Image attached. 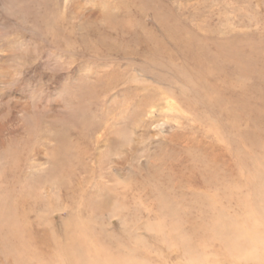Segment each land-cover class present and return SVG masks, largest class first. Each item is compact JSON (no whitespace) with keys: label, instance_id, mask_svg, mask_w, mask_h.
I'll return each mask as SVG.
<instances>
[{"label":"rangeland","instance_id":"1","mask_svg":"<svg viewBox=\"0 0 264 264\" xmlns=\"http://www.w3.org/2000/svg\"><path fill=\"white\" fill-rule=\"evenodd\" d=\"M10 2L0 0V264H71L63 240L50 231L62 237L65 196L57 190L77 187L81 163L90 175L102 164L100 182L117 180L122 194L134 193L122 203L123 225L116 218L107 227L113 204L98 220L87 213L80 217L90 224L83 229L89 245L136 247L138 257L149 248L162 253L153 263L189 264L180 245L158 240L185 230L177 191L182 186L168 164L204 135L215 144L220 131L226 144L237 149L245 141L248 149L250 133L263 128L255 107L264 101V0H107L102 16L88 23H78L72 0ZM105 139L108 149L102 147ZM133 141L131 158L117 176L109 154ZM54 142L59 153L70 149L79 159L60 162L57 173L30 170L23 154L40 148L52 158ZM44 186L53 189L55 200L39 195ZM196 239V246L205 244Z\"/></svg>","mask_w":264,"mask_h":264},{"label":"bare ground","instance_id":"2","mask_svg":"<svg viewBox=\"0 0 264 264\" xmlns=\"http://www.w3.org/2000/svg\"><path fill=\"white\" fill-rule=\"evenodd\" d=\"M125 1L126 0H121L122 3H124ZM10 3L12 5L15 4L18 6H22L23 4L28 3V0H11ZM106 4H107V0H72L71 6L74 10L76 18L78 19V23L79 22L88 23V22L96 20L97 18L100 17L102 13H104ZM125 4H128V2ZM139 55H142V53ZM213 74L214 73H212V75ZM232 78L233 77L231 76V79ZM227 87H229V90L236 89L235 87L232 86V83L230 84V82L228 83ZM237 87L239 88V86ZM229 90H226V91H229ZM203 95L205 96V94ZM262 100H264V98ZM231 104H232V101H231ZM241 105H244V104L242 103ZM242 109H245V108L242 107ZM241 111L244 112V110H241ZM255 113L258 119L263 122V125H262L263 128H261L260 132H257V129L254 127L255 130L252 131L253 134L250 133L252 135L251 143L249 142L250 146L252 145L250 148L248 149L245 148L246 144L244 140H243L244 145L239 146V147L237 145V149L235 146L232 147L231 145L226 144L227 140H225L224 138L222 139L221 137L222 134L219 133L220 131H217L216 135L214 136L215 141H217V143L211 144L209 140L204 139V138H207L206 137L207 135H204L203 136L204 138L202 137V139L200 138L197 139L199 143L195 145L191 144L189 146L182 147L181 150H179V151H182L181 155H179V157L176 156L177 161L176 162L173 161L172 163L168 164L171 171L173 170L174 172L177 173L176 175L179 176V181H180L179 184L182 186V189L179 188L177 191L180 192L181 198H182L181 201L183 202L182 213H184V216H185L183 220L185 224V227H184L185 230H182V236L178 235L177 233L174 234L173 232H170L169 235L161 236L158 240L162 242L165 240H169V243L172 245V247H175V249H177L176 247L180 245L181 249L180 248L178 249L183 251L182 255L183 257L186 258L189 264H204V261L207 262L210 260L214 261V264H217V263L218 264H264V101L261 102L260 107L259 106L257 108L255 107ZM241 117L243 118V116ZM190 119H193V117L191 116ZM218 119H219V115H218ZM250 119L252 120V118ZM258 119L254 118V120H258ZM241 121L243 120L241 119ZM261 121L260 123H262ZM226 123L228 122L226 121ZM200 125H202V123ZM234 125H236V122ZM206 128H209V127H206ZM211 128L213 129V127ZM200 129H201V126H200ZM238 135H239L238 136L239 139H241L240 138L241 135L240 134ZM234 139H235V136H234ZM232 143H234V141H232L231 144ZM58 145L59 144H57L56 142L51 144L50 149H53L52 158L48 157V154L46 153V149L35 148L33 150V153L31 152V154H30V151H28L29 153L27 152V154L24 153L23 159L29 156L27 157L28 167L30 168V170H33L34 172H38V171L45 172V170L47 169L48 170L50 169L54 173L60 172L59 171L60 166H62L63 164L70 165V162H73V159L77 160L79 158H77V156H75L70 149H65L63 150V153L61 152L59 153L60 147H57ZM108 146H110V143L105 139V141H103L102 143V147H104L105 149H108L109 148ZM247 146L249 147V145H246V147ZM37 147H39V145ZM68 147L70 148L73 147V143L71 142V144H69ZM133 147H134V141L128 148H123L122 150L120 148L118 152L117 151L111 152L109 154L108 163H110L109 164L110 171H113L114 173L116 172L117 176H121V169L123 168V165L125 162L126 163L129 162L132 152H133ZM57 152L59 155L55 156ZM75 154L77 155V153ZM123 156H125V159L122 160ZM96 158L98 160V156ZM57 159H60V160H57ZM60 162L62 163V165H60ZM95 163H97V161H95ZM141 164H142V161L139 162V165ZM80 165L81 167L78 169L77 174L78 175L83 174V176L77 178V183H76L77 187L75 188L74 187L75 184L72 183L66 189L57 190L61 192V194L62 192H64L63 196H65L63 197L64 207L62 208L64 209V213L62 214L63 216L61 217V222H60L61 223L60 234L62 237L56 236L54 234L57 232H55L53 228V225H54L53 217H52L51 222L49 223V227L51 226V228H53L54 230V231L51 230L50 231L51 233L49 232L50 235H52L54 239L61 238L60 241L63 240V244L65 247L64 248L65 251L63 250V252L67 253V251H69L67 253L68 254L67 256L71 264H157L153 262H156L158 258H161L162 253L157 252V251H156L157 253L156 252L153 253L152 251L149 250V248L148 250L144 251V255L142 257H138L139 253H136V247L128 246L127 248L126 246H123L125 247V250L118 251L117 249H113L112 247H109L108 245H106V248H105V246H102V245L91 246L88 244L90 242H87L86 240L87 238L85 237L83 229L84 227L89 229L90 224L80 220L81 219L80 217L84 215V213H87L88 214L87 216L91 218L92 217L97 218L98 216H101L102 214L105 215L107 214L106 207L109 204H113V206L115 207V210L110 213L111 215H109L111 217L109 218L107 227L110 224V222H113L116 218L123 225V222H124L123 214L121 212L122 210H124L125 206L122 203H124V200L128 199V197L132 198L134 196V193L131 190L126 189L125 192L123 190L124 194H122V187L121 189L118 188L119 184L117 180L113 182L112 184H106V183L100 182V180L102 179V176L104 177V172L102 170L103 169L102 164H97L96 167L92 170L93 173L96 172L97 175H94L93 173H92L93 175L88 174L86 172L87 171L86 166L83 167L82 163ZM111 185L113 187H110ZM166 185L168 186L169 184H166ZM52 191L53 189H51L50 187L44 186L39 195L49 196L50 198H54L55 196L53 197ZM162 191H165V190L162 189ZM169 191L170 190H167L168 193H173V191H170V192ZM75 192H78L77 195H79V200L77 202L78 204L77 208L79 209V213H76L79 216L74 214V211H73L74 210L73 208H75V204H76V202L72 201L73 197L75 196ZM154 192L156 194L161 193L158 191L157 192L154 191ZM174 201H177V200L174 199ZM145 209H150L149 204H146ZM196 210H198V212L194 216L193 213L196 212ZM9 215L11 217L12 214H9ZM73 215L74 216L76 215V218L72 219ZM197 217L199 218L196 219ZM76 220H78V222ZM96 220H98V218ZM104 229L103 227L99 228V230H104ZM98 234L101 235L102 233L98 232ZM134 235H135L136 244L138 243L141 244V242H143L141 236H139V234H136V232ZM112 237L113 236H109V238H112ZM97 238H100V237L97 236ZM196 238L202 240V242H205V244L199 243V246H196L195 244V240H197ZM153 239L157 240L156 237H153ZM46 248L48 249V247ZM42 254L44 257H46L44 252H42ZM45 261L47 262V260ZM65 263L66 261L63 264Z\"/></svg>","mask_w":264,"mask_h":264}]
</instances>
